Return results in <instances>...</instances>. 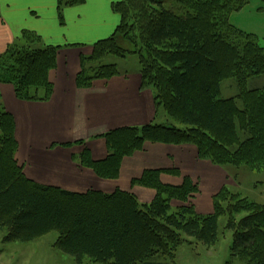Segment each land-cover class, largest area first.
Returning a JSON list of instances; mask_svg holds the SVG:
<instances>
[{"label": "trees", "instance_id": "16d2710c", "mask_svg": "<svg viewBox=\"0 0 264 264\" xmlns=\"http://www.w3.org/2000/svg\"><path fill=\"white\" fill-rule=\"evenodd\" d=\"M122 0L113 5L121 16L116 32L82 56L77 87L87 89L99 79L118 75L106 58L138 55L143 87H152L155 101L173 123L147 124L112 130L101 138L108 156L92 158L86 142L82 167L99 178L118 180L123 161L144 150L147 143L193 145L201 160L214 165L264 169V87L248 89L264 77V45L259 38L231 24V15L251 0ZM85 0H59V12ZM170 2V1H169ZM264 3V0H262ZM14 43L0 55V86L14 87L26 102H49L61 47L37 48L34 34ZM128 44L130 49H123ZM76 47V46H69ZM236 80L235 98L222 97V84ZM15 119L3 107L0 90V230L5 243H32L51 233L54 245L77 264H157L173 259L179 248L196 242L208 248L219 239V220L227 217L233 232L231 257L242 264H264V205L224 188L213 200L214 212L199 215L189 202L198 187L185 178L179 187L164 184L163 174L177 169L147 170L133 186L156 191L143 204L131 193L70 192L29 179L16 160ZM184 203L174 209L172 201ZM187 204V205H186ZM187 237V238H186Z\"/></svg>", "mask_w": 264, "mask_h": 264}, {"label": "crops", "instance_id": "0c3cea01", "mask_svg": "<svg viewBox=\"0 0 264 264\" xmlns=\"http://www.w3.org/2000/svg\"><path fill=\"white\" fill-rule=\"evenodd\" d=\"M58 1L0 0V55L14 43L24 44L28 32L39 37L33 44L37 48L61 47L57 68L50 73L54 92L49 102L21 101L12 85L0 86L3 107L15 119L18 165L29 179L44 186L75 193L112 194L122 190L151 202L155 191L133 186V181L147 170L187 171L196 157L194 149L146 144L143 151L123 161L118 180L101 179L81 166L85 146L78 142H86L95 161L104 160L108 149L103 135L118 128L153 124L160 110H156L152 91L141 88L138 70L121 71L114 79L99 81L87 89L76 85L82 56H90L94 45L110 38L120 25L121 16L114 12L113 5L122 0H85L62 12ZM164 159L172 163L163 167ZM161 181L180 182L168 174H163Z\"/></svg>", "mask_w": 264, "mask_h": 264}, {"label": "rangeland", "instance_id": "374dc122", "mask_svg": "<svg viewBox=\"0 0 264 264\" xmlns=\"http://www.w3.org/2000/svg\"><path fill=\"white\" fill-rule=\"evenodd\" d=\"M174 7L175 3L171 0H168L165 4L166 9H173ZM230 22L238 29L256 35L261 44L264 45V3L262 0H251L247 7L231 15ZM121 46L123 49H130L128 44H122ZM103 62L112 65L119 64L118 66L116 65L118 70L117 76L121 74V71L132 72L138 70L142 80L138 55L127 53L123 58L110 56ZM115 77L111 79H114ZM111 79H99L94 81L93 84L95 85L99 81H108ZM247 87L250 90L264 87V77L260 80H251ZM141 88L151 90L154 94L155 100L154 89L152 87H143V80ZM240 92L241 90L236 80H228L222 84V97L224 99L235 98ZM155 105L156 110H160V116L155 118V121H153L154 124L173 123V120L165 113V111L157 106L156 101ZM180 146H182V148L192 147L196 157L194 161L191 160L192 167L188 168L187 171L181 173L179 170V176L171 175L177 177L180 182L167 185L179 187L183 185L185 178L190 179L193 184L198 187V192H195L189 202L195 206L199 215L207 216L214 212L213 200L224 188H228L231 192L239 194L252 202L264 205V169L259 170L248 167H229L226 169L214 165L209 160H201L195 146ZM186 154L192 155L190 152H187ZM149 155H152L151 150ZM165 160L166 159L162 160L163 167H168L172 161L168 159V162H166ZM158 162H160V160ZM123 177H125V175ZM140 202L143 204H149L152 201L148 203L143 201ZM182 205H184V203L177 200L172 201L174 209L181 207ZM208 207L210 213L207 211ZM227 221V217H222L219 220L220 239L214 247L208 248L205 245L196 242L194 239L186 237L193 243H187L179 248L173 259L158 258L156 260L157 264H242L237 259L231 257L233 232L226 230ZM6 234L7 231L0 230V264H77L73 257L62 253L54 247L58 238L56 233H51L32 243H5L4 237ZM84 264L95 263L87 260Z\"/></svg>", "mask_w": 264, "mask_h": 264}]
</instances>
